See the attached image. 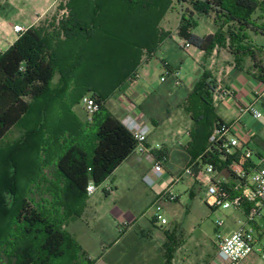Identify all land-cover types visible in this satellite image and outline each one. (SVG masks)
Segmentation results:
<instances>
[{
	"label": "trees",
	"instance_id": "obj_1",
	"mask_svg": "<svg viewBox=\"0 0 264 264\" xmlns=\"http://www.w3.org/2000/svg\"><path fill=\"white\" fill-rule=\"evenodd\" d=\"M59 2L60 10L66 13L64 18L58 22L53 20L48 27L28 29L0 56V143L14 128L28 121L32 124L35 122L36 129L28 131L21 149L29 148L34 143L35 155L40 157V153L46 152L48 150L46 148H51L50 143H54L50 149L51 158L48 164H55L57 178L64 183L63 188L57 183L54 185L56 190L51 194L52 209L34 204L31 199L28 201L24 188L17 183L18 179L14 172L17 165L13 161L12 151L9 150L10 153L4 155L5 151L0 148V157L11 158L3 166L6 169L8 184L0 189V222L1 219L7 218L9 222L8 234L0 237V264H6L3 257H6L7 264H92L79 243L64 228L72 217H80L81 213L66 210L61 199L56 200V197L59 194L61 196L66 194L74 203L82 204V199L88 195L89 184L104 183L135 153L137 146L133 135L124 124L104 108L105 98L110 94L96 95L101 103V110L93 116L91 121L93 130L87 135L79 127L77 129L81 131L80 133L70 132L73 129L71 124L74 123V117L70 113V122L63 125L61 133L54 137V142L53 138L50 140L49 134L46 138L42 126L45 124L51 126V119L58 118L61 114L54 105L57 101L50 94L56 73L62 69L59 60L61 47L71 45L67 53L77 58L73 65L70 64L71 74L62 76V85L67 92L73 85L72 78L75 77L76 69L86 65L83 61L80 63V60L81 57L87 58L85 51L91 41H97L105 36L136 38L138 43L134 44L132 50L121 55L123 61L136 55L140 59L144 51L149 56L153 55L159 45L170 36L169 33L162 32L160 24L172 9V0H59ZM178 2H187L193 9V12L189 13L190 19L182 17L178 36L203 51L206 56L211 55L216 47L226 45L227 40L224 36L200 37L193 34L192 30L196 26L193 19L195 14L206 16L214 14L225 18L227 22H237L243 29L253 26V15L264 5V1L260 0H178ZM153 12L159 15H151ZM134 13L144 15L147 21L152 19L148 21L152 24L151 31L144 33L134 29ZM61 31L66 35V40L70 34L74 36L70 38L71 44L59 41ZM232 37L235 40H231L229 47L234 54L251 53L255 61L254 54L248 49L244 50L234 34ZM208 87L213 89V86L207 84V89ZM209 90L205 91L196 86L188 100L195 101V111L190 112L195 123L191 133L194 160L203 156L209 147L215 126L224 122L214 111ZM80 92L78 96L80 100L89 94L83 88ZM49 98L52 100L49 101ZM38 100L42 102L33 107V102ZM40 126L41 128L37 129ZM68 135L69 138H66ZM29 140L33 143L31 144ZM18 145L17 150L20 151ZM211 163L220 171L229 164L221 161L217 155H212ZM1 164L0 159V169ZM41 168L42 165L39 170ZM29 180L32 183L34 181L32 178H28V182ZM62 209L63 213L60 212ZM108 262L113 264L112 256Z\"/></svg>",
	"mask_w": 264,
	"mask_h": 264
},
{
	"label": "rangeland",
	"instance_id": "obj_2",
	"mask_svg": "<svg viewBox=\"0 0 264 264\" xmlns=\"http://www.w3.org/2000/svg\"><path fill=\"white\" fill-rule=\"evenodd\" d=\"M58 0H0V22H8V24L13 27L15 24H22L23 22L32 21L37 14H41L40 11L45 6L52 3H57ZM261 2L264 0H260ZM173 6L170 13L167 15L168 29L171 33L177 30V24L183 17L180 14L184 13L186 18L190 19V14L193 12L192 6L187 2H178V0H172ZM58 3L55 11L50 15V21L61 20L66 16L65 11H61ZM182 12V13H181ZM154 13V14H153ZM151 15H159L157 12H153ZM135 14L134 29L141 32L151 31L152 24L145 20L144 15ZM133 14V15H134ZM179 14V15H178ZM194 21L196 26L192 30L193 34L204 37L209 33H213L218 38L224 36L226 45L229 46L231 40H235V37L239 40V45L244 50H250L254 56L255 61L251 53L242 54L240 57L230 56V63L237 66V72L240 73L244 71V79L239 80L237 77L232 78V80L238 84L240 87L251 91L252 87L248 84L250 76L254 77V82L258 84L259 88L256 90L258 92L264 93V86L261 81V76L263 75L262 69H264V5H262L256 13L253 15L252 23L253 26L249 28H243L237 23H232L223 17H218L214 14L206 15H195ZM115 25V24H114ZM150 28V29H149ZM0 34L3 37V33L0 30ZM147 41V40H146ZM165 41L164 45H161ZM158 47L154 57L151 60L150 66V80L158 92L164 99V104L168 105V111L170 112V117L176 120V123H172L169 119L165 118V124L162 129L156 130L151 126L153 131L152 135L161 138V142L167 139L165 143L169 148L168 161H166V171L165 177L162 180V184H166L167 189L174 184L173 191L179 197V203L173 204V209H175V214H167L170 221L169 226L164 229L171 228V236L164 242L157 238L158 231L161 227L156 226L154 228L151 223V215L153 210H148L146 222H148L145 227V237L148 239L150 245L157 247L158 253H154V261L152 264H212L217 256V246H216V223L223 221L227 224H231L232 228L233 222L237 214L233 210H222V209H211L205 203V198L207 194V189L204 186L196 185L190 180L189 177L184 175L185 164L181 160L182 149L179 146L181 139L185 138L189 129H191L192 117L190 112H194L195 101H187L188 90H191L192 84L194 87H199L202 90L207 91V84L209 86L220 85V75H218L219 70L227 66V63L222 55L214 60L207 61L208 56L205 55L206 59L201 61L199 64L195 62V58L189 56V52H194L193 48L189 51H185L179 48L181 41L176 38L175 41L172 39L164 40ZM145 42V41H144ZM136 38L122 39L118 36H105L99 40L91 41L88 43V48L85 51L87 57L92 58V62L89 61L88 64L78 67L75 72V77L73 80V87L71 92H66L64 86L58 85L57 82L59 72L56 73L55 79L50 87L51 97H54L57 101V109L60 110V115L58 118H52L49 124L38 127L41 128L44 133H46V138L48 134L51 138L61 133V129L64 124H68L71 120L70 113L74 123L71 125L73 129L70 132L88 134L93 130L92 123L89 122L88 117L85 112V107L82 100L78 99L81 93L80 85L87 79L88 75L96 76L97 74H103L104 78L108 75L113 77V73L120 71L121 55L129 53L132 50L134 44H137ZM224 45V44H222ZM170 48V50H168ZM221 50H225L224 45ZM231 52V50H230ZM167 60L172 62L174 66L177 67L178 79L181 81L180 86H175L173 77H167L168 82L164 83L161 81L162 77H165L166 69L164 65L161 64L157 59ZM182 62V63H181ZM255 63L258 67L255 68ZM158 65L159 69H155L153 66ZM211 65V66H210ZM210 66V67H209ZM249 77H248V74ZM62 79V78H61ZM166 80V81H167ZM206 85V86H205ZM225 86V85H224ZM217 88V87H215ZM212 98V104L214 111L218 117L223 119H229L233 117V113L227 111V109L221 104V101H217L215 97L219 96V93H212L208 91ZM158 94V95H159ZM160 96V95H159ZM52 98H49V101ZM189 100V99H188ZM38 100L33 102L35 107ZM44 101V100H43ZM53 106V107H55ZM257 110H259L263 117L259 120L254 119L251 115L246 114L241 117V122L246 126V130L242 125L238 126L240 138L243 140H250V137L256 136V142L260 145L258 151L260 155L264 156V98H261L257 104H255ZM56 109V110H57ZM193 114V113H192ZM181 116L184 117L183 121H180ZM72 120V121H73ZM180 121V122H179ZM26 122L20 127L14 128L0 143V148L5 151L4 155H8L12 151L13 161L17 165L15 169V174L17 176L18 186L24 188L26 198L32 200L34 204H40L48 209H52L53 191L55 189V184L57 183L60 187H64V183L58 180L56 167L54 163L48 164L51 158V148L46 152H41L40 157L35 155V148L33 141L29 140L32 145L21 149L26 140L28 131L36 129L35 122ZM70 125V126H71ZM77 127L81 129L78 131ZM49 129V131H48ZM69 138V135L66 137ZM18 143H20L18 145ZM17 145L18 149L17 150ZM8 149V150H7ZM10 152L8 153V151ZM17 152V153H16ZM19 152V153H18ZM1 156V155H0ZM1 159V169L0 172V189L3 188L6 183V169L3 167L11 159L9 156L0 157ZM144 163L148 164L144 161ZM142 165L143 168L147 166ZM42 168L39 170L40 166ZM48 165V166H47ZM128 164H125L120 168L111 178H108L104 183L96 185L97 191L93 195H86L82 199V204L79 202L74 203L69 197L57 196V199H61L62 203L66 206V210H72L74 212L82 213L87 211L88 217L84 220L85 227L83 228V234L74 239L82 247L84 253L86 251L92 253V259L90 262L92 264H107L111 255L106 258V261L99 260L100 256L104 252V249L108 248L118 237L119 232L117 231V224L113 216L114 205L117 198L114 196H107L110 192L106 193V189L109 185H115L120 190L119 193L122 194L127 191L128 184H142L141 176L142 167L139 166L135 169H128ZM146 170V169H145ZM17 172V173H16ZM151 172L147 175H150ZM28 178H32V181ZM178 180V181H177ZM195 184V185H194ZM196 186L194 189H192ZM57 202V201H56ZM80 206V207H79ZM59 207V206H58ZM63 213V209L60 210ZM8 219V218H7ZM7 219H1L0 222V237H4L8 234V221ZM70 220L64 225V228L68 230ZM221 231H224L221 229ZM71 234V233H70ZM152 234V237H150ZM145 244V243H144ZM82 245H85L84 248ZM153 252H156L154 250ZM88 256V254L86 253ZM3 262L7 264L6 257H3ZM107 262V263H106ZM244 264H261V259L259 254H252Z\"/></svg>",
	"mask_w": 264,
	"mask_h": 264
},
{
	"label": "crops",
	"instance_id": "obj_3",
	"mask_svg": "<svg viewBox=\"0 0 264 264\" xmlns=\"http://www.w3.org/2000/svg\"><path fill=\"white\" fill-rule=\"evenodd\" d=\"M59 3V0L57 3H52L50 5L45 6L40 11V15L37 14V16L32 21L23 22L22 24H15L13 27H11L8 22H0V30L3 33V37L0 34V53L4 54L7 52L19 39L20 35L31 28H39L41 26L48 27L52 22L50 21V15L55 11L57 5ZM170 13V11L167 13V15ZM182 13V12H181ZM167 15L163 19V21L160 24V29L164 33H169L170 36L166 39H172L173 41L179 39L181 43L179 44V48H182V45L186 42L185 40L181 39L178 36V28L180 26V21L177 24V30L174 33H171V30L168 29L167 22ZM179 15V14H178ZM181 16H184V13L180 14ZM196 15V14H195ZM194 15V17H195ZM193 17V19H194ZM18 26L20 27L23 32L21 34H17L14 31V28ZM213 35V33H209V36ZM72 34L68 37L66 40V35L61 31L59 41L60 42H67L68 44H71L70 38H72ZM165 39V40H166ZM165 41L161 44L164 45ZM58 44V43H57ZM55 45V44H54ZM56 46V45H55ZM225 50H221L222 48L216 47V49L212 52L211 55H209L210 60H214L216 57L219 58L222 55L224 56V59L227 63V66L219 70L218 75H220V85H213V89L211 87H208L212 93H218L217 88L221 89V92L224 93L223 95L220 92V95L215 97V99L218 101H221V104L227 109V111L233 113V117L229 119H223L226 123H229L233 127V132L238 135L237 132L238 126L242 125L244 129L246 130V126H244L241 122V117L238 112V107L240 105H243L246 102L251 101V93L256 92V90L259 88L258 84L253 81L254 77L250 76L251 78L248 81V84L252 87L251 91L246 90L243 87H240L238 84H236L232 78H238L241 80V78L244 79V71H241L238 73L237 66L230 63V56L240 57L242 54H234L233 50L225 45ZM71 47V45L66 44V48L61 47V53L60 57L56 55V57H59V60L61 61L62 69L59 72V77L57 82L58 85H62V76H68L70 75L69 68L72 66L70 64H74L75 60L77 59L75 56L71 57L67 50ZM194 49L192 53H188L190 57L195 58V62L199 64L201 61L205 60V53L203 51H200L199 49L195 47H191L190 49ZM158 49V48H157ZM170 50V48L168 49ZM184 50V49H183ZM231 50V52H230ZM157 51V50H156ZM155 51V53H156ZM186 51V50H185ZM189 51V50H188ZM187 51V52H188ZM155 53L153 55H148L146 51L143 52V55L140 57V59L137 58V55L131 59H124L120 66V71H116L113 73V77L106 76L104 78L103 74L100 75H88L87 79L80 85L81 88H83L85 91H88L89 94L86 95L87 97H95L97 94H110L105 98L104 102V108L115 118L123 122V120L129 116L134 115V117L142 124H146L150 129L152 126L156 130H161L163 125L165 124V118L169 119L172 123H176V120L174 118L170 117V112L168 111V105L164 104V99L159 94L158 90L156 89V86L153 85L150 78V66L152 65L150 62L151 60L156 57ZM92 58H84L81 57L80 63L82 61L87 64L89 61L92 62ZM161 64L164 65V68L166 69V65L170 68L172 72L177 71V67L172 65L173 63L167 60L157 59ZM182 63V62H181ZM211 66V65H210ZM209 66V67H210ZM155 69H159V66L156 64L153 66ZM258 67V64L255 63V68ZM264 71V69H262ZM69 72V73H68ZM248 74V73H247ZM249 77V74H248ZM163 78V77H162ZM55 79V78H54ZM174 80V77H173ZM162 81V79H161ZM261 81L264 86V72L261 76ZM168 80L164 83H167ZM175 84V80H174ZM225 85V86H224ZM63 86V85H62ZM176 86V85H175ZM73 85H71V88L68 90L69 92L72 91ZM217 87V88H215ZM194 84H192L191 90H188L187 94V101L194 91ZM67 91V92H68ZM160 96H159V95ZM226 94V95H225ZM106 96V95H105ZM218 116V115H217ZM180 121H183L184 117L181 116ZM192 119V117H190ZM89 120V119H88ZM89 120V122H91ZM179 121V122H180ZM194 121L192 119L191 121V129L187 132L185 138L181 139V142L179 146L182 149L181 154V160L185 164V169H187L189 166L192 165H198L201 161V156L197 159H193V151L191 149L192 146V137L191 133L194 129ZM151 130V134L148 138V146L154 147L156 145H161L163 148L162 153L159 155L165 160L164 162V170L166 169L165 163L168 161V155H169V148L165 144L167 143V139H164V141H160L161 138L152 135L153 131ZM256 136L250 137V144L249 147L255 151H258L260 145L256 142ZM208 150V148H207ZM206 150V151H207ZM205 151V153H206ZM204 153V154H205ZM203 154V155H204ZM260 154V153H259ZM125 164H128V169H135L139 166L142 167L143 175H140L141 177V183L142 184H128L127 185V191L120 194L119 189L115 185H109L106 189L107 196H114L117 198V201L114 205L113 210V216L117 224V231L119 232L117 239L114 243H112L108 248L104 249V252L100 256L99 260L106 261V258L111 255L112 256V262L113 264H152L154 261V253H158L157 247L154 245H150L148 239H146L145 235V227L146 224V217L148 210H153V213L151 215V220L149 223L154 228L156 226L161 227L158 231L157 238L164 242L165 240L169 239L171 236V228L164 229L165 227L169 226L170 221L167 217V214H175V209H173V204L170 202H161L160 195L164 190H166L165 185L162 184V180H157L156 184L153 187L148 186L144 183V177L148 174V172H151V165L144 163V161L136 154H132L114 173L113 175L122 168ZM147 166L145 169L143 168L144 165ZM166 171V170H165ZM112 175V176H113ZM111 176V177H112ZM110 177V178H111ZM165 177V176H164ZM195 185V184H194ZM199 186H202L201 184H196ZM167 186V185H166ZM196 186H194L192 189H194ZM108 189H111L108 191ZM176 203H179V197L178 201ZM162 205L164 210V217L168 220V223L166 225H161L159 223H156L154 220V214H155V207L156 205ZM89 209H87L88 211ZM84 212L82 213V216L80 217H72L70 219L68 230L70 231L71 235L74 237H78V241L80 236L83 234V228L85 227L84 220L88 217V213ZM128 222V227H123V223ZM148 227V226H147ZM150 237H152V234H150ZM145 243V244H144ZM84 248L85 245H82ZM156 250V252H153ZM88 254L89 259H92L93 255L92 253L86 251ZM108 262V261H107ZM106 262V263H107ZM107 264H110L109 262Z\"/></svg>",
	"mask_w": 264,
	"mask_h": 264
},
{
	"label": "built area",
	"instance_id": "obj_4",
	"mask_svg": "<svg viewBox=\"0 0 264 264\" xmlns=\"http://www.w3.org/2000/svg\"><path fill=\"white\" fill-rule=\"evenodd\" d=\"M14 31L17 34L23 32L18 26ZM191 47L188 42L182 45L186 51ZM167 77H174L175 85H181L178 73L172 72L168 65L162 82H166ZM217 90L220 95L221 89L217 88ZM261 98H264V93L252 92L251 101L238 107L240 116L249 114L254 119H261L263 115L255 107ZM82 103L89 120L101 110V103L95 97L86 96L82 99ZM122 123L136 141L135 153L151 165V174L144 177V183L153 187L157 180L161 181L165 176V160L159 155L163 148L161 145L148 146L151 129L146 124L140 123L134 115L127 116ZM249 144V139L243 140L240 135L233 132L231 124L226 122L218 124L214 128L208 150L202 156L200 163L189 166L184 171V175L193 183L201 184L207 189L205 203L209 208L233 210L237 214L233 222L234 228L223 221L216 223L217 256L212 264H244L252 254L256 253L260 255L261 264H264V156L251 149ZM212 155L219 156L221 161L229 162L227 168L218 170L211 163ZM175 183L176 180L162 192L161 202L178 201L173 191ZM96 191V185L91 182L87 194L93 195ZM154 220L161 225L168 223L160 204L155 207ZM128 226V222L123 223V227Z\"/></svg>",
	"mask_w": 264,
	"mask_h": 264
}]
</instances>
